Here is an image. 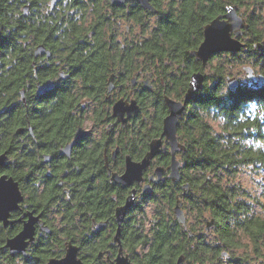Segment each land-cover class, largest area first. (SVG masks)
I'll list each match as a JSON object with an SVG mask.
<instances>
[{
	"label": "trees",
	"instance_id": "16d2710c",
	"mask_svg": "<svg viewBox=\"0 0 264 264\" xmlns=\"http://www.w3.org/2000/svg\"><path fill=\"white\" fill-rule=\"evenodd\" d=\"M150 3L156 8L155 13L135 2L113 7L108 0L105 3L56 0L50 8V0H0V130L14 129L27 115L37 140H43L51 151L80 124L75 107L81 98L97 99L103 95L113 73L128 79L132 73L148 70L147 65L154 64L163 83L161 80L157 83L152 101V129L144 137L149 140L159 136L161 119L166 113L162 94L182 98L191 73L203 72L204 66L191 50L201 42L204 25L230 4L244 9L248 27L239 36L244 45L236 52L210 56L207 64L223 54L234 60L244 54L258 66L257 74L264 76V31L259 27L258 13L262 8L264 11V0H150ZM24 4L29 6L27 15L23 14ZM146 15L155 17L153 25L147 24ZM123 19L140 26L141 33L147 31L148 36L139 38L140 31L127 37L123 33L124 38L119 41L117 25ZM39 43L51 50L48 61L41 62L39 56H33ZM54 55L61 60L60 65L55 64ZM139 57L149 62L141 65L136 62ZM172 66L177 70L175 74L170 71ZM213 67L211 73L203 72L201 88L179 117L176 135L184 148L179 158V180L173 182L164 177L142 193L143 203L152 201L155 205L146 228L139 215L142 206L137 201L121 223L120 243L132 264H175L180 255L184 257L181 264H264V215L253 212L242 198L244 189L233 181L241 166L263 169L264 173V79L261 85L239 81L231 89L226 84L227 76H223L222 64L217 62ZM59 68L68 77L57 79L51 90L37 96L35 83L46 77L56 78ZM20 90L24 91L25 104L20 99ZM208 118L219 121L217 129ZM11 136L13 143L15 135ZM35 140L29 137L25 147L19 142L13 144L11 152L20 165L14 177L22 176L24 160L33 158L38 151ZM259 142H263V147ZM168 160L169 152L161 150L158 162L166 165ZM102 173L104 167L97 162L89 168L87 177L80 179V186H73L72 205L65 200L56 207L58 228H53L51 234L40 235L29 246L28 254L20 255L23 264H45L51 257H60L66 241L79 247L78 255L86 264H101L98 258L101 249L109 248L114 256L117 245L101 244V234L91 230L90 220L101 221L104 217L112 222L113 208L122 203L127 192L125 187L112 184L108 175L101 179ZM30 174L23 182L31 184L29 193L33 195L35 178ZM184 183L189 185L187 195L181 188ZM114 189L117 202L111 196ZM177 195L182 209L185 207L189 215H194L196 224L189 223L187 215L183 225L173 215ZM205 219L215 241L208 240L200 231L202 224L198 223ZM15 230L0 223V264H14V256L4 245ZM244 235L251 241L249 250L241 241ZM223 253L228 254L225 261L220 260Z\"/></svg>",
	"mask_w": 264,
	"mask_h": 264
},
{
	"label": "flooded vegetation",
	"instance_id": "af4514ba",
	"mask_svg": "<svg viewBox=\"0 0 264 264\" xmlns=\"http://www.w3.org/2000/svg\"><path fill=\"white\" fill-rule=\"evenodd\" d=\"M132 2L135 1L128 0L122 5L125 6L128 3ZM125 28L127 31L124 30V34L127 37L131 35V33H128V26H125ZM46 48L48 47L46 46ZM39 57L41 59V62L48 61L49 59V57H45V55H40ZM53 60L55 64H61V60L57 59L55 55ZM134 64L136 65V63ZM67 77V72L59 68L58 76L56 78L46 77L43 81L41 80L35 83L36 95L42 96L46 92H48L41 91L40 93H38V82L42 83L46 79L50 78L56 83L57 79L65 80ZM159 80H161L160 82L163 83L162 77H159L158 74H156L155 78L152 80L151 74L148 70H140L139 72L132 73L128 76V79L124 77L118 78L115 73L111 74L108 78L107 88L103 95L99 96L97 99H95V97L90 98L86 96L79 100V103L77 104L75 109H77V116L79 117L80 124H77L74 127L72 135L66 141L53 146V149L51 151L46 149L47 146L43 140H37L38 137L34 132V126L32 125V122L27 115H24V121L21 124H17L14 129L8 131L3 130L7 132L6 134H3V131L0 130V154H5V158L3 159L2 163H0V176L5 175L6 177H12V179L17 182L22 196V199L18 202L17 208L10 211L9 223L6 226H2L4 228L12 227V229H16L12 233V235L9 236L12 237L22 228L23 223L28 219L27 213H31L32 216L38 217L37 222H35L34 224L33 241H30L27 245L26 255L28 254L29 246L36 243L40 235L51 234L53 228H58L60 224V218H58L56 207L60 203H63L65 200L66 202L70 201L73 186H80V179L87 177V173L91 166H95L97 162H100L104 167L106 173L101 174V179L104 175H108V178L110 180V174L112 172H117L118 174H121L123 172L126 156H130L133 160L136 161L140 160L143 157L146 150L148 149L149 141L153 138H156L151 137L148 140L147 137H144V134L146 135L152 129L154 109L152 101ZM146 81L148 86H145ZM109 84H111L110 90L108 89ZM164 95L167 94L163 93L162 99ZM167 96L175 100H182L183 98H175L173 95ZM118 99H123L127 102L132 99L135 100L138 106V111L132 112L130 115H127V113L124 112L121 118L114 116L112 113V107L113 103ZM21 101L24 104L26 103L25 100L23 101L21 99ZM167 113L168 111L166 107V113L162 116V119L167 115ZM162 119L159 136L162 130ZM77 129H79L83 134L75 139L70 147L69 153L66 154L65 152H63L64 146L73 141ZM11 134L15 135L13 143L11 142ZM29 137L33 139L36 138L35 144L38 151L35 152V156H33V158L24 160L25 163L20 169L22 171V176L14 177L13 174L16 173V169H18L20 165L18 164V162L16 163L11 150L14 148V145H16V142H19L20 144H22L21 146L25 147L27 145L26 140ZM162 144L164 145V147H162L161 150L166 149L169 152V164V146L164 139L162 141ZM182 150H184V148ZM182 150L175 153V157L179 161V163L180 152ZM159 155L160 152L151 160L146 170L143 171V179L141 182H133L131 186L125 187L127 195L130 193L131 189H134L135 201H137L138 197H141L143 193L141 191V188L143 185L148 183L150 184L151 188V184L153 182H157L149 180V176L152 174L154 167H166L168 165H162L158 162ZM120 166L122 167L120 168ZM101 172L103 171L101 170ZM29 173H31L30 175L35 178V180L33 181V185L34 187H36V193L33 195L29 193L31 184L29 185L27 182H23L24 177H26ZM164 177H168V170L164 171L162 178ZM111 183L114 184L112 181ZM114 185L121 186L119 184ZM182 185L183 184H181V186ZM59 189L61 190V193L55 194V191ZM116 192L117 190L114 189V191L111 193V196L115 202H117ZM48 195L50 196L49 199ZM177 198L180 199L178 195ZM123 203L124 200L122 201V203L115 204L112 212V222L108 221L104 217H101V222H105V225L101 228V230L96 231L94 229L95 223L99 220H95L94 218H91L90 220L91 230L98 232V235L101 234V244H105L107 242L110 246L117 245V251L118 244L113 241V235L116 230L114 211L117 206L122 205ZM71 205L72 202L70 203V206ZM102 213H104V206L101 200V214ZM42 227H47L48 231L43 230ZM67 242L68 241H66L65 243ZM117 251L114 256H112L109 248L103 250L101 249V253L98 256V258L101 259V264H113ZM123 253L125 252L123 251ZM63 254L61 256H63ZM20 255L22 257H25L21 253L14 254L12 256H14V259L16 261L18 259L21 260ZM82 261L84 262V260ZM23 263L24 262L21 260V263L19 264Z\"/></svg>",
	"mask_w": 264,
	"mask_h": 264
},
{
	"label": "water",
	"instance_id": "95a60500",
	"mask_svg": "<svg viewBox=\"0 0 264 264\" xmlns=\"http://www.w3.org/2000/svg\"><path fill=\"white\" fill-rule=\"evenodd\" d=\"M112 6H120L128 0H108ZM142 6L144 9L155 12L156 8L150 3V0H133ZM56 0H50V8L55 4ZM29 6L24 4L22 7L23 14L27 15ZM245 18L243 17L239 7L235 4L226 5L224 12L213 17L203 27V38L198 46L191 50V54L195 59L199 60L203 66L207 64L210 56L220 52H236L239 51L244 43L240 40L239 36L242 34L243 29L247 28ZM257 46H260L258 43ZM51 51L46 48L42 43L37 44L33 49V56L38 57L45 55L49 57ZM243 70L246 72L250 81H255L257 85H261L264 76L262 74H255L254 69L250 65L243 66ZM256 78V80H255ZM204 81V73L202 71H194L191 73L188 86L183 94L182 100H175L167 95H164V103L167 107V115L162 119V130L159 137L153 138L148 143V149L143 157L136 161L130 156L125 157L124 170L121 174L112 172L110 174V180L114 184H119L123 187H129L133 182H141L143 179V171L149 166L151 160L161 151L164 145L163 139L167 142L170 150V162L166 167L155 166L152 174L149 176L150 181H160L163 177L165 170H168V178L176 182L180 178V163L175 157V153L182 150L183 146L178 141L176 130L179 117L185 109L186 103L190 98L201 88ZM54 81L50 78L46 79L42 83H37V92L49 91L54 86ZM239 83L236 76L228 75L226 77V84L229 88H235ZM147 85V81L145 82ZM111 84L108 89L110 90ZM21 99L24 101V91L20 90ZM138 106L135 100L127 102L123 99H118L113 103L112 113L114 116L121 118L123 113L126 112L130 115L132 112H137ZM79 129L75 132V138L69 144L64 146L63 152L69 153L72 143L81 136ZM5 158V154H0V163ZM183 193L187 195L189 191L188 183H184L182 186ZM150 189V184L142 186L141 191L145 193ZM22 199L21 192L17 185V182L12 177L0 176V222L3 226L9 223V214L12 209L17 208L18 202ZM135 191L131 189L130 193L125 197L124 203L115 208L114 219L116 222V230L113 235V241L118 244V251L114 258L113 264H132L127 254L123 253L120 243V226L126 214V211L134 204ZM172 213L177 221L183 225H186V216L181 207L180 199L177 198L174 206L172 207ZM28 214V219L23 223L22 228L12 237L7 238L5 247L8 249L9 254L14 255L21 253L26 256V247L30 241H33L34 236V224L37 222L38 217ZM105 225V222L97 221L94 225L96 231L101 230ZM210 227V223L207 222L206 228ZM43 230H47V227H42ZM264 243V237H263ZM78 246L70 241L65 244L64 254L61 257H51L45 264H85L78 257ZM183 256L180 255L175 264H181Z\"/></svg>",
	"mask_w": 264,
	"mask_h": 264
},
{
	"label": "rangeland",
	"instance_id": "374dc122",
	"mask_svg": "<svg viewBox=\"0 0 264 264\" xmlns=\"http://www.w3.org/2000/svg\"><path fill=\"white\" fill-rule=\"evenodd\" d=\"M102 3H105V0H101ZM47 4H49V1H47ZM246 9V8H245ZM106 10V8H105ZM243 15V8L239 9ZM107 12L108 9H107ZM260 17H261V24H260V28L262 29V32L264 31V11L263 8L258 12ZM147 16V24L148 25H153L155 17L152 15H146ZM244 16V15H243ZM125 26H128V33H131V35H135V33L137 34L138 31H140V33H138V37L139 38H144L146 36H148V32L145 31L143 33H141V29L140 26L134 25V23L131 20L128 19H124V20H120L118 22V28H119V37L118 40L121 41L124 38V30H126ZM127 31V30H126ZM246 38V37H244ZM137 63L139 62L141 65H143L145 63V65L147 64L146 62H149L147 59L139 57L136 61ZM217 62H220L222 64V68H223V76L224 78L228 75L230 76H236L237 79L245 84H254L255 81H251L249 80V78L247 77L246 72L243 70V66L245 65H250L253 67L254 69V73L257 74L258 73V66H255L251 60L249 58H247V56H245L243 54L241 59H228V57H226L224 54L220 57L217 58H213V60L204 66V73H211L214 69L213 66H215L217 64ZM148 71L151 74V79L153 80L156 76L155 73V65L154 64H148ZM171 73L175 74L176 73V69L174 66H172L171 68ZM178 73V72H177ZM256 80V78H255ZM207 121L213 126V128L217 129L218 128V120H211L210 118L207 119ZM260 146L263 147V142H259L258 143ZM236 184H239V186L244 189V194L243 197L245 201H248V203L252 206L253 212L255 214L264 215V173H263V169H255L254 168H250V166H241L238 173L235 175L234 180H233ZM142 197H138L137 198V203L138 205L142 206V212L139 213V215L142 216V218L144 219V225L145 228L148 226L149 220L152 217L154 210H155V205L152 201H148L143 203V199H141ZM185 208V207H184ZM183 208L184 214L185 216L188 215V222L189 223H197V220L195 222V218L193 214H188L187 210ZM208 219H205V221L203 223H198V224H202L201 225V232H203V234L205 235V237L208 240H212L215 241L213 239V234L214 232L212 231V229L210 227L206 228V222ZM264 237V236H263ZM241 241L247 245L246 249L249 250L252 245H251V241L249 242L248 238L245 237V235L242 237ZM262 242V239H261ZM264 244V243H263ZM230 251V250H229ZM240 250H235L236 253H239ZM222 258L220 260L225 261L228 257V254L223 253V255L221 256ZM14 264L17 263H21V260H16L13 262Z\"/></svg>",
	"mask_w": 264,
	"mask_h": 264
}]
</instances>
